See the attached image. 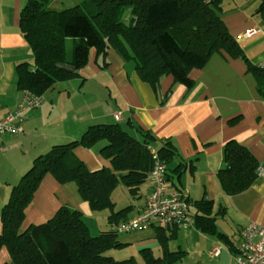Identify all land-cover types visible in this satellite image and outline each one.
Returning a JSON list of instances; mask_svg holds the SVG:
<instances>
[{
  "label": "trees",
  "instance_id": "1",
  "mask_svg": "<svg viewBox=\"0 0 264 264\" xmlns=\"http://www.w3.org/2000/svg\"><path fill=\"white\" fill-rule=\"evenodd\" d=\"M221 4L222 0H81L74 6L56 9L51 7V0H27L20 10V29L32 48L35 65L21 63L16 67L20 88L43 95L57 82L82 76L80 70L89 63L92 49L96 50L99 65L105 68L110 48L124 61L133 62L139 78L157 96L167 75L173 76L175 84L192 88L190 72L205 67L214 53L225 51L248 62L223 20ZM258 12L264 18V0ZM68 41H72L71 50ZM58 63L74 65L76 71L59 68ZM248 68L258 90L263 92L264 70L249 62ZM172 91L173 87L161 99L162 104ZM128 126L137 135L118 122L92 124L79 139L53 145L34 159L31 168L11 188L8 202L0 210V251L7 248L11 258L5 264H139L134 256L118 260L106 254L125 245L118 240L119 231L113 227L131 219L128 214L132 206L116 210L113 191L122 181L132 193H139L142 184L151 178L149 146L157 149L166 164L171 190L181 192L184 197L175 177L180 179L184 171H192L195 166L189 161L171 167L179 155L171 139L161 141L132 120ZM100 143L103 144L99 152L111 166L91 170L76 156L75 148H92ZM224 163L218 179L228 195L246 190L258 176V161L236 140L224 146ZM48 173L61 184L75 182L92 211L110 212L108 222L112 227L92 235L83 212L64 205L48 221L31 224L21 231L25 210ZM185 199L191 225L218 237L234 252L233 240L218 229L213 202L205 198L193 202ZM190 205L195 208L193 213ZM152 226L156 227L163 253L155 256L149 247L142 248L146 264H173L181 260L184 251L168 248L163 225ZM165 226L170 227V235H177L179 226Z\"/></svg>",
  "mask_w": 264,
  "mask_h": 264
},
{
  "label": "crops",
  "instance_id": "2",
  "mask_svg": "<svg viewBox=\"0 0 264 264\" xmlns=\"http://www.w3.org/2000/svg\"><path fill=\"white\" fill-rule=\"evenodd\" d=\"M26 2L27 0H0L2 113L14 111L24 99L25 91L20 88L16 67L21 63H29L32 67L35 65L32 48L20 29V10ZM223 20L239 42L249 63L256 65L264 58L262 15L261 20H258L255 15L242 9L223 17ZM249 30L251 32L248 34ZM107 60L108 66L101 67L97 62L96 50L92 49L89 63L80 70L82 76L57 82L53 87L55 89L59 84L69 82L70 88H73L77 86V82H81L79 84L82 90L89 80H100L106 75L119 101L116 111L112 107H108L106 111L103 108L96 109L94 101L84 95L78 104L71 106L69 112L72 116H69L62 108L63 103L59 102L54 92L51 93L50 88L43 94L44 103L40 107L28 109L24 113L23 132L0 135L3 144L0 151V210L8 202L11 188L31 168L35 157L48 151L53 145L79 139L88 126L96 122L105 123L98 121L112 116L115 121L125 118L126 129L133 135L137 133L128 126L131 120L151 131L161 141L171 139L179 152L171 167L177 166L179 162L193 161L194 169L184 171L180 179L175 177V182L191 202L201 198L213 202L218 229L230 236L235 246L242 241V231L250 222L264 226V91L258 90L248 62L242 57H231L225 51L214 53L205 67L190 72L194 81L192 88L175 84L173 76L167 75L160 83L157 96L152 87L139 78L134 66L128 65L115 49L108 50ZM100 87L105 88L104 85ZM172 87L168 100L162 104L161 99ZM39 108H46L45 117L41 115ZM116 114L120 115L119 119ZM40 123L46 124L45 127L50 130L39 131ZM230 140L243 144L259 163L257 178L249 188L236 195L226 194L218 179V171L225 165L224 146ZM102 144L92 148L78 146L75 154L91 170L110 167V161L99 152ZM72 186L71 182L61 184L52 174H46L25 210L21 231L31 224L48 221L64 205L81 210L85 219L100 215L101 212L91 210L88 202L78 196ZM152 187L150 178L142 184L136 195L139 199L132 202L128 198L124 201L129 204L122 206L115 200L118 196L115 189L112 198L116 210L131 205L128 218L134 217L145 204ZM190 206L193 213L195 208ZM109 214V211H104L107 221ZM1 230L0 215V233ZM182 236L186 244H183L185 249H181L184 251L181 264H227L233 260L230 246L194 225L187 227ZM147 243L154 246L152 251H160L161 247L155 236L134 242L137 247ZM216 245H222L221 252L218 256H212L210 251ZM10 260L8 249L2 248L0 264Z\"/></svg>",
  "mask_w": 264,
  "mask_h": 264
},
{
  "label": "built area",
  "instance_id": "3",
  "mask_svg": "<svg viewBox=\"0 0 264 264\" xmlns=\"http://www.w3.org/2000/svg\"><path fill=\"white\" fill-rule=\"evenodd\" d=\"M251 30L248 31V34ZM257 67L264 70V58L257 62ZM24 99L18 107L11 112L2 113L0 110V135L19 134L24 131V113L28 109L38 108L44 102L42 94H35L25 89ZM120 115L116 114L119 119ZM3 144L0 140V151ZM152 156L151 179L153 188L145 204L131 219L117 224L119 232L145 230L153 224L177 225L187 228L191 225L189 204L184 195L171 190L167 180V167L160 159L154 146H149ZM242 241L235 246L233 260L227 264H264V226L250 222L242 231ZM222 245H216L210 251L212 256H218Z\"/></svg>",
  "mask_w": 264,
  "mask_h": 264
},
{
  "label": "rangeland",
  "instance_id": "4",
  "mask_svg": "<svg viewBox=\"0 0 264 264\" xmlns=\"http://www.w3.org/2000/svg\"><path fill=\"white\" fill-rule=\"evenodd\" d=\"M80 1L81 0H51V7L56 8V9H63V8H67L70 6H74ZM262 1L263 0H222V4H221L222 17H225L234 12H239L240 10L244 9V10H247L250 14L255 15L258 20H261V14H259L257 10H259ZM72 45H73L72 41H68V50H71ZM126 63L128 65L133 66V62H126ZM82 72L84 73V70H82ZM109 82L110 80L108 76L103 75L100 80L99 79L89 80V82L86 84V86L82 90L79 84L81 82H77L75 84L77 86L73 88H70L71 84L67 82L65 85L59 84V86L55 89L54 87L51 88V93L54 92L55 95L58 97L59 102L63 103L62 108L66 111V114L69 116H72V113L69 112V110L71 109V106L78 104L79 103L78 101L82 100L84 95L86 96V98L88 97L90 101H94V104H96L95 106L96 109L103 108L106 111L109 109L108 107H112V109L116 111L117 110L116 106L119 103V101L117 99V95H116L114 87ZM100 85L101 86L104 85L105 88H101ZM40 111H41V115L43 116L46 115V108H41ZM98 122H105V123H113V122L117 123L118 122L124 129H126L125 118L122 121H115V119L112 116H110L109 119L104 120V121H98ZM38 126L40 127L39 131L40 130H43V131L50 130L49 127H45L47 126L46 124L40 123L38 124ZM48 151H45L43 154L47 153ZM71 183L73 185L72 187L75 190V192L78 193V196H80V193L77 188V184L75 182H71ZM116 193H118V196L115 197V200L116 202H118V205H121V206L124 204H129L124 201L128 198L132 200V202H134L136 199H139V197L136 198V195L132 193L129 190V188L125 186V184H123L122 181L119 182L116 188ZM104 211H108V210H104ZM104 211H102L100 215L95 214L96 217L92 219H86V222L90 228V233L92 235H97L100 233V231L108 230L111 228V225L109 224L106 217L104 216ZM96 213H99V212H96ZM163 227L167 235L166 242L168 244V248L172 251L185 249V245L183 244H186V243L183 240L184 237L182 235H184V231L186 228L179 227L177 231V235L173 237L172 235H170L171 234L170 227L165 226V225H163ZM156 235H157V230L154 227L148 230L118 232V235H117L118 240L125 243V245L122 247L112 248L106 254L118 260H123L131 256H134L139 264H146L144 257H143V252L141 251V249L144 248L145 246L150 247V249H153L154 246L151 245L150 243H147L145 245L137 247L135 246L134 242L138 239H144V238L152 237V236L156 237ZM158 245L160 247L159 242H158ZM162 253L163 251L161 248H160V251H157V252L153 251V254L155 256L162 255ZM181 263L182 261L180 260L173 264H181Z\"/></svg>",
  "mask_w": 264,
  "mask_h": 264
},
{
  "label": "water",
  "instance_id": "5",
  "mask_svg": "<svg viewBox=\"0 0 264 264\" xmlns=\"http://www.w3.org/2000/svg\"><path fill=\"white\" fill-rule=\"evenodd\" d=\"M57 66L59 68H62V69H65V70H68V71H71V72L76 71V66L70 65V64H67V63H58Z\"/></svg>",
  "mask_w": 264,
  "mask_h": 264
}]
</instances>
